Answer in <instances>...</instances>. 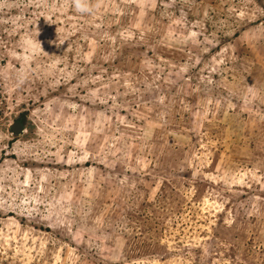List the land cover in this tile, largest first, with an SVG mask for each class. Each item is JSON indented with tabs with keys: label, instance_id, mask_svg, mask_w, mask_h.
<instances>
[{
	"label": "rangeland",
	"instance_id": "obj_1",
	"mask_svg": "<svg viewBox=\"0 0 264 264\" xmlns=\"http://www.w3.org/2000/svg\"><path fill=\"white\" fill-rule=\"evenodd\" d=\"M82 2L0 0V264H264V0Z\"/></svg>",
	"mask_w": 264,
	"mask_h": 264
},
{
	"label": "clouds",
	"instance_id": "obj_2",
	"mask_svg": "<svg viewBox=\"0 0 264 264\" xmlns=\"http://www.w3.org/2000/svg\"><path fill=\"white\" fill-rule=\"evenodd\" d=\"M74 6L76 11L78 12H86L89 11L90 9L82 2V0H74Z\"/></svg>",
	"mask_w": 264,
	"mask_h": 264
},
{
	"label": "water",
	"instance_id": "obj_3",
	"mask_svg": "<svg viewBox=\"0 0 264 264\" xmlns=\"http://www.w3.org/2000/svg\"><path fill=\"white\" fill-rule=\"evenodd\" d=\"M15 125L17 127V129H15L16 131L21 129V125L20 124L16 123Z\"/></svg>",
	"mask_w": 264,
	"mask_h": 264
}]
</instances>
